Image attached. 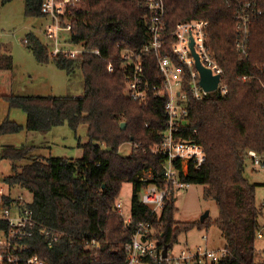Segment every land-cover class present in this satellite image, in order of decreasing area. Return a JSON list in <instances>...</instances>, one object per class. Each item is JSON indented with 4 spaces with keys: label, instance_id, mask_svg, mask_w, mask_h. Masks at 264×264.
Returning <instances> with one entry per match:
<instances>
[{
    "label": "trees",
    "instance_id": "16d2710c",
    "mask_svg": "<svg viewBox=\"0 0 264 264\" xmlns=\"http://www.w3.org/2000/svg\"><path fill=\"white\" fill-rule=\"evenodd\" d=\"M4 2L10 0H3ZM27 15L42 16V0H25ZM86 11L77 13L72 42L99 54H83L77 59L51 58L57 68L71 72L79 67L84 80L80 97H3L11 106L21 107L27 115V131L50 130L66 123L74 132L87 127V142L78 144L80 158L44 157L32 154L40 147H5L1 159L12 162L13 174L3 182L29 192L36 220L63 233L52 247L37 238L28 255L38 256L44 264H124L123 246L130 240L137 221L148 217V208L140 202L143 183L139 177L152 171L155 181L162 173L163 158L150 147L161 142L167 127L166 102L161 95L148 94L144 102L132 100L126 93L121 67L122 50L140 53L144 77L159 82L157 62L151 52H141L146 43L145 17L140 0H84ZM240 0H164L167 31L178 22H208V43L222 67L227 93L207 94L203 100L189 98L187 120L179 129L183 138L204 149L206 160L189 170V184L203 186L204 200H213L218 216L213 222H178V208L170 200L154 227L159 247L172 249L178 236L214 224L225 239L229 257L219 264H264L255 248L258 217L256 184L245 176L248 151L264 160V92L257 80L242 82L255 67L264 66V0H258L262 15L250 27L248 57L238 61L236 30L233 20ZM27 42L39 62L49 60L46 48L35 35ZM2 56L0 55V59ZM112 66V72L108 66ZM263 80V79H261ZM125 123L121 129L120 124ZM21 126L5 121L1 134H12ZM76 133V132H75ZM179 136V135H178ZM130 143L131 151L122 155L119 148ZM252 163V162H251ZM132 184L131 224L123 228L115 203L122 185ZM16 203L11 193L0 195V206ZM149 219V217H148ZM0 221V233L7 231ZM89 245L86 247L85 243ZM97 242L98 248L91 243ZM147 259L144 258V261ZM150 264H158L151 261ZM164 264V263H161Z\"/></svg>",
    "mask_w": 264,
    "mask_h": 264
},
{
    "label": "built area",
    "instance_id": "2783aa9c",
    "mask_svg": "<svg viewBox=\"0 0 264 264\" xmlns=\"http://www.w3.org/2000/svg\"><path fill=\"white\" fill-rule=\"evenodd\" d=\"M146 10V43L141 52L154 54L159 82H151L144 77L140 53L132 50H122V70L124 73L125 90L132 100L144 102L148 94L165 97V115L167 127L161 135V142L150 147L153 155L163 158L162 173L157 180L152 171L143 172L139 182L143 183L139 191L140 202L148 208V217L144 221H137L130 234V240L123 246L126 253L124 264H219L227 259L229 251L223 248L219 251L196 247L180 249L173 253L167 249L163 256V247H159V236L154 227V221L159 222L165 205L174 200L178 194L185 191L191 184L186 180L189 170L199 169L206 160L204 149L198 143L183 138L178 134L179 129L189 124L187 120V102L189 98L203 100L207 94L219 92L227 93V85L223 82L224 71L214 57L208 43V22L193 20L178 22L172 31L166 30L164 21V0H140ZM86 11L84 0H42L41 13L48 18L44 36L50 41L47 48L48 57H65L77 59L86 52L99 54L97 49H88L72 42V30L76 22L77 13ZM262 15L258 7V0H240L234 13L236 30V54L238 61L248 57L250 27L254 20ZM193 41V51L198 56L200 64L210 71L212 76H219L215 90L207 92L200 86V74L196 68L190 41ZM27 43V40H24ZM112 66L108 71L112 72ZM250 75H242V82L257 80L264 92V66L255 67ZM263 79V80H261ZM179 135V136H178ZM248 156L255 167L264 169V160L255 151H248ZM0 195L3 192L0 190ZM16 203L11 208L1 207L0 221H4L8 228L1 232L0 264H44L36 254L28 255L32 243L42 239L48 247H52L60 240L63 233L39 223L22 196L14 198ZM115 212L122 218L123 228L128 229L131 220V208L126 209L117 200ZM260 236V232L258 233ZM202 239L207 242L206 235ZM86 247L89 245L85 243ZM98 248L97 242L91 243ZM207 246V245H206ZM144 258L147 260L144 261Z\"/></svg>",
    "mask_w": 264,
    "mask_h": 264
},
{
    "label": "rangeland",
    "instance_id": "374dc122",
    "mask_svg": "<svg viewBox=\"0 0 264 264\" xmlns=\"http://www.w3.org/2000/svg\"><path fill=\"white\" fill-rule=\"evenodd\" d=\"M48 24V18L36 15H27L25 0H0V125L5 121L13 122L21 126V130L12 134L0 135V156L5 147L18 148L21 146H38L32 152L35 157L52 156L69 159L80 158L82 155L80 143H86L87 127L80 126L73 131L66 123L47 130L27 131V115L21 107L11 106L3 97H80L84 91L83 75L79 67L67 72L56 67L52 59L39 62L27 43L31 35H35L40 44L46 50L51 46L44 36ZM48 52V51H47ZM48 54V53H47ZM88 54V52H86ZM92 54V53H89ZM45 131V132H43ZM131 151L130 143H125L119 148L122 155H128ZM13 174L12 162L0 157V190L9 192L13 198L22 196L28 202L32 201L29 192L17 188L11 191L3 182V179ZM245 176L250 183L256 184L257 204L261 207L258 217L259 230L257 231L255 248L261 261L264 262V169L255 167L247 161ZM203 186L190 185L185 191L178 194L175 205L178 213L175 219L178 222L195 223L207 212V221L213 222L218 216V208L213 200H204L202 197ZM132 184L122 185L120 196L126 209H130L132 198ZM11 214L15 212L10 209ZM2 210L0 209V215ZM260 232V236L258 233ZM206 235L207 242L202 239ZM2 235L0 233V239ZM207 245V246H206ZM225 246V239L221 231L212 224L208 229L193 228L178 236L177 243L173 246V253L189 247L193 252L196 247L211 250H221Z\"/></svg>",
    "mask_w": 264,
    "mask_h": 264
},
{
    "label": "water",
    "instance_id": "95a60500",
    "mask_svg": "<svg viewBox=\"0 0 264 264\" xmlns=\"http://www.w3.org/2000/svg\"><path fill=\"white\" fill-rule=\"evenodd\" d=\"M193 41L191 40L190 41V47H191V51H192V54L195 58V62H196V68L200 74V86L207 92H210V91H213L216 89L217 87V83L219 81V76H212L210 71L205 69L199 62V59H198V56L195 54V52L193 51ZM120 128L121 129H124L125 128V123H121L120 124ZM208 216V213L206 212L201 218H200V222L203 223L206 218ZM166 251H167V248L164 247L163 248V251H162V254L163 256H165L166 254Z\"/></svg>",
    "mask_w": 264,
    "mask_h": 264
},
{
    "label": "crops",
    "instance_id": "0c3cea01",
    "mask_svg": "<svg viewBox=\"0 0 264 264\" xmlns=\"http://www.w3.org/2000/svg\"><path fill=\"white\" fill-rule=\"evenodd\" d=\"M36 132H39V131H36ZM43 132H45V131H43ZM47 132H48V130H47ZM36 147H38V146H36ZM15 198V197H14Z\"/></svg>",
    "mask_w": 264,
    "mask_h": 264
}]
</instances>
